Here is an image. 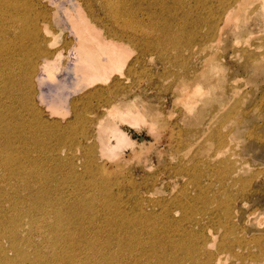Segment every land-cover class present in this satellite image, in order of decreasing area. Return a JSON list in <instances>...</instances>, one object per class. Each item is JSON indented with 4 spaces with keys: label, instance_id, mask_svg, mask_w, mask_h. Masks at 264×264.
Segmentation results:
<instances>
[{
    "label": "bare ground",
    "instance_id": "6f19581e",
    "mask_svg": "<svg viewBox=\"0 0 264 264\" xmlns=\"http://www.w3.org/2000/svg\"><path fill=\"white\" fill-rule=\"evenodd\" d=\"M246 1L0 0V185H23L34 179L33 183L44 185L42 195L54 199L47 206L37 199L30 211L24 212L29 227L32 223L37 227L27 237L25 231L21 238L19 232L24 225L16 222L23 214L17 212L16 206L25 201L10 198L5 190H0V238L8 234L10 250L14 251L11 259L2 260L3 264H76V259L87 256L97 258V264H132L131 259L134 264H264V223L255 213L240 211L238 216H232L227 201L210 199L219 203L215 211L209 210L212 203L205 199L199 205L174 201L179 208L189 209L186 218L176 222L171 215L172 203H149L134 187L128 198L131 206L120 198L105 199L97 206L94 195L78 196L74 191V201L52 195L45 186L52 174L29 175L25 171L60 169L62 187L70 184L79 189L87 182L89 186L109 185L106 191L111 192L119 184V175L111 173L113 170L108 172L99 161L115 159L135 143L120 125L135 128L149 121L151 131L155 123L161 122L168 125L165 129L170 132L172 143L175 140L184 144V138L190 136L193 142L210 141L215 153L229 148L223 144L230 135L241 140L243 136L252 137L237 124L230 133L212 130L214 116L208 114L213 115L215 105L206 111L200 107L204 106V96L213 103L216 94L214 72L218 67L213 55L206 68L202 62V67L189 70L174 63L181 71L170 70L172 52L176 57L182 56V51L195 57L212 50L223 29L222 21L234 19L244 29L259 26L257 21L264 19V0L260 16L256 14L252 24H244L251 18L245 20L236 15ZM190 2L196 11L191 8L193 17L188 18L184 8ZM204 6L208 11H203ZM202 23L207 25V31L201 37L197 30ZM254 68L264 69V64L256 61ZM172 99L177 120L166 124L164 117ZM178 121L189 126L193 121L195 126L183 128L177 125ZM180 130L185 133L180 134ZM197 136L203 138L198 140ZM220 164L221 172L227 171L230 179L244 190L246 187L252 194L259 193L251 185L253 178L244 173L251 168L237 164L231 167L229 156ZM173 170L169 168L165 173L178 177L183 169L181 173ZM186 172L196 184L200 177L208 175L195 168ZM132 182L130 178L129 184ZM151 190L147 187L143 194ZM5 199L14 204L10 209L16 213L14 219L4 218ZM54 201L60 205L51 206ZM156 207L158 215L154 212ZM89 211L112 215L106 225L116 226L115 240L122 243L118 249L112 251L108 242L100 247L93 240L86 244L90 229L86 230L85 225L90 226L91 219H83ZM49 213L53 214L51 222ZM191 213L207 216L209 224L223 229V234L207 231L204 236L193 231L190 226L200 229L202 220H189ZM231 218L235 219L232 225ZM45 225L51 238L34 243L32 234L35 236L36 230ZM168 230L175 238H170ZM81 237H85V245L80 244ZM45 242L49 243L51 257L58 260L41 254L39 249ZM3 252L7 255V250Z\"/></svg>",
    "mask_w": 264,
    "mask_h": 264
},
{
    "label": "rangeland",
    "instance_id": "374dc122",
    "mask_svg": "<svg viewBox=\"0 0 264 264\" xmlns=\"http://www.w3.org/2000/svg\"><path fill=\"white\" fill-rule=\"evenodd\" d=\"M260 5L261 0H247L246 4L240 7L236 15H238L240 19H242V17L245 18V20L251 18L246 22L244 21V24H247V22L250 21L252 24V19L257 18V15L260 16ZM191 8L196 11V7H194L192 2L184 8L185 12L188 13V18L193 17V11L190 10ZM203 11H208L205 6L203 7ZM230 21L226 23L222 21L221 27L223 29L219 32L220 36H217L219 38H216L215 45H213L212 50L210 49L211 51H205V53H201L199 56L196 55L195 57L192 56L191 53L184 51H182V56L176 57L174 55L175 53L172 52L170 58L172 65L174 63H176L177 66L182 64L184 68L186 67L187 70H189L198 66H204V68H206L205 65L208 64L209 59L211 61V55H213L218 67L214 72L216 94L213 103H210L209 96H204L202 99L204 106L200 105V107H202V111H206L210 106L212 107V105H215V108H212L214 110L213 115L208 114L211 115L210 117L214 116L211 120L212 130L219 131L220 133H230V130H234L237 124V127L240 128L244 134L252 137L245 138V136H243V139L241 140L236 139V137H231L230 135L229 138H226V143L223 144V146L229 145V148H227V150L224 149L220 153H215L210 141L205 142L199 140V138H203V136H197L199 142L197 140L193 142L190 140V136H187L184 138V144L183 142L182 144H179L175 140L174 143H172L171 138H169L170 132L165 129L168 125L165 126L161 122H157L153 125L155 126L153 129L154 131H150L148 126H150L151 123L149 121L146 122L147 124L135 128H131L127 125H120V129L125 132L127 136H130L129 138L134 140L135 143L132 145V149L131 147H128L122 150L119 157L117 156L118 158H104L99 161V165L104 164V168L108 172L113 170L111 173L119 175V184L114 185L111 192L106 191V188H108L109 185L89 186L87 182L83 184L87 185L84 188L78 189L70 184L62 187L59 176L60 169L54 171L44 167L41 170L25 169V171L28 172L29 175H32L33 172L35 175L41 173L52 174L50 175V182L46 181L47 184L45 186L51 189L52 195L56 194L57 196H64L67 200L71 201H74L73 194L74 191H76L78 196H96L97 206H101L104 200L108 198H112L114 201L116 198H120L121 201L123 199V201H128L131 206V201H129V199L132 187H134L137 190H140L143 198L149 203H153V201L156 200H166L165 203H172L173 211L171 215L176 222L183 221L189 213V209L179 208V206L174 204V201H188L189 203L199 205L202 200L205 199L207 202H211L210 199L213 198L216 202H229L230 213L232 216H238L240 211L247 214L255 213L257 214V217H259L260 222L264 223V69L256 70L254 68V63L256 61H261L264 64V19L257 21H260L259 26L254 27L251 25L247 26L246 29H244L242 25H236L234 19H231ZM190 31H192V29H189V32ZM206 31L207 25L202 23L198 28L197 33L202 37L205 35ZM170 70L172 73L181 71L179 67H175L174 65ZM172 101L173 99L170 100L171 108L168 110V114L164 117L166 124H170L177 120V113L173 107ZM177 104L178 106H176L180 108V102ZM169 114L172 116H169ZM178 122L177 125L183 128L186 127L193 129L195 126L193 125V121H190V123L192 122L191 126L188 125L189 123H187L186 126L185 124L182 125V122ZM162 127L164 128L161 129ZM183 133L185 132L181 131L180 134ZM200 145L202 147L201 149L204 150L203 153L201 152ZM207 154L209 155L208 157H202ZM228 156L231 167L232 165L237 164L238 166L244 165L245 169L251 168L249 169L250 171L247 170L249 171L248 173L243 172L246 173L247 177L253 178L251 179L253 180L251 185L259 191L258 194L255 195L250 193L246 187L244 190L242 185L237 181H232L230 179L227 171L226 173L221 172L223 166L220 162L224 159H228ZM197 160L200 161L199 164L195 162ZM209 160L211 161L208 163ZM169 168L174 169L173 171L178 173H181V170L183 169L181 176L169 177L165 173ZM193 168L197 169L199 173L208 172L207 176L198 179V184H196L194 182L195 179L191 178L186 172ZM210 168L213 169V172H210ZM79 170L81 171L82 169L79 168ZM66 172L68 173V169H66ZM258 173L262 175H259ZM223 174L227 177L225 178V175ZM130 178L133 181L132 184H129ZM222 178L224 180H222ZM33 180L34 179H32V181L27 180L30 183L23 185H19L18 182L7 184L5 186L0 185V190H5L6 192L4 193H6L8 197L24 199L25 201L24 205L18 203L16 206L17 212L23 214V216L16 222H21L22 225H24L22 227L23 231L21 229L19 232L21 238L25 231H28L24 235L27 237L28 234L31 233L32 228L34 227L36 229L37 227L35 223H32L29 227V220L24 217V212L28 213L27 211H30L31 206L34 205L37 199H40L38 202L45 201L44 206H47L54 200L52 197L43 196L41 188L44 187V185L38 184L37 182L33 183ZM42 181H44V178ZM147 187H152L151 192L146 191V193L143 194ZM244 192H247V194L242 195ZM243 196H245V198L242 201ZM8 200L9 199H5L2 204L5 211L4 218L14 219L16 213L11 212L10 210L14 204ZM211 203L212 204L208 205V208L209 210L211 209L212 211H215L219 203ZM57 204L60 205V202L54 201V204L51 206H57ZM154 212L155 215H158L159 208H154ZM34 215L37 214L34 213ZM49 215L51 218L48 222H51L53 221V214L49 213ZM80 216L81 215H77V217ZM40 217L42 216H39V218ZM110 217H112V215L108 212L104 213L98 211L95 213L89 211L87 213V216L83 220L86 221V218L91 219V225H85L86 230L90 229V234L86 237V244L88 240H93L94 245L100 247L105 242H108V247L112 251H115L122 245V243L116 242L115 240L116 226L111 227L110 225H106V222L110 220ZM45 218L47 219L48 217ZM189 218L202 220V227L200 229L190 226L195 232H200L204 236L207 231L209 233L215 231L223 234V229L209 224L207 216L205 217L201 214L191 213L188 215V219ZM237 220L238 218L236 221ZM43 221H40V223ZM229 222L232 225L234 224L235 219L231 218ZM32 235L33 242L38 244L42 243L43 240L48 241L51 238V232L47 230L46 225L41 227L39 231L36 230L35 236L34 234ZM169 235L171 236L170 238H175L170 231ZM7 238L8 234L7 236L0 238V264H3L2 260L11 259L14 254V251L10 250ZM84 238L85 237L80 238L81 245H85L83 241ZM48 244V242H45L43 247L39 249L41 254L49 260H58V257H51V250ZM24 248L27 251V247ZM4 250H7V255L4 254ZM66 251L67 249L64 248V252ZM219 258L221 259L223 257L221 256ZM74 263L97 264L98 260L93 256L92 258L87 256L82 257L81 260L76 259ZM131 263L134 264L133 259H131ZM223 264L227 263L223 261Z\"/></svg>",
    "mask_w": 264,
    "mask_h": 264
}]
</instances>
